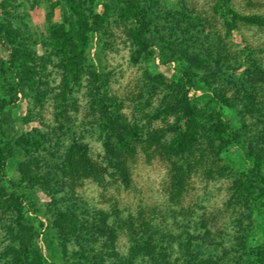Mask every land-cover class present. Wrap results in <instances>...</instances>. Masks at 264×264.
<instances>
[{
	"label": "rangeland",
	"instance_id": "obj_1",
	"mask_svg": "<svg viewBox=\"0 0 264 264\" xmlns=\"http://www.w3.org/2000/svg\"><path fill=\"white\" fill-rule=\"evenodd\" d=\"M75 1L89 26L94 14L104 15L107 12V15L99 30L89 34L85 72L69 98L75 110L69 108L71 118L64 122L66 127L63 130L58 128V123L62 122L55 119V102L50 97L34 104L32 94L25 92L16 103L4 108L5 113L10 115L5 136L8 140L13 141L27 133L41 140L36 172L47 181L48 188L42 189L22 181L18 163L26 158L16 148L7 160L5 178L0 181V186L4 188L0 191V205L13 191L24 195L22 213H26V221L39 236L42 233L40 221L44 225L49 222L55 205L74 206L78 216L87 223L101 218L100 213L103 212L111 228L117 224L116 221L119 224L131 221L135 228L143 223L141 225L144 228L148 225V232L152 233L154 229L165 233L170 230L173 234L187 230L193 235H204L207 228L212 240L222 246L243 235L242 230L249 227L250 220L242 196L234 191L232 185L239 176L248 177L250 174L242 149L264 136V113L251 118L242 112V103L235 108L219 106L232 129L241 133L240 145H230L217 157L208 151L203 160L196 154L191 173L183 180L182 186L172 181V164L161 158L160 150L146 142L138 144L135 155L129 159L128 185L109 177L103 183L74 176L64 178L56 165L72 139L86 143L91 156L101 161L100 127L101 123H106L104 107L120 113L127 123L137 126L136 131L142 141H145L146 131H169L166 137L170 138L171 129L181 128L184 123L183 112H166V107L180 98L177 83L182 68H188L195 74L194 86L188 91L190 105L209 112L214 106L209 102L211 92L227 89V95L232 96L235 87L231 83L242 74L250 60H255L264 68V27L249 26L239 21L236 29L228 35L221 13L217 10L219 0H142L151 7L148 35L153 37L154 42L150 55L137 57V48L131 37L135 24L132 20L119 19V4L116 1ZM229 6L239 15L258 14L264 17V0H231ZM65 12L68 11L62 0H0V26L17 33L22 47L33 54L39 85L52 89L50 93L58 91L61 70L55 57H47L51 53L49 29L52 24L63 23ZM206 39L219 46L222 55H225L220 66L221 73L212 64L215 76L208 69L198 68L199 62L193 56L183 54L185 50L196 53L200 47L195 43L199 45ZM161 43L167 47L165 56L159 48ZM16 49V45L0 42V69ZM94 71L99 79L93 78ZM258 94L264 108V88L259 89ZM3 96L0 87V97ZM102 98L105 99L103 103ZM30 204L34 207L31 208ZM2 209L0 256L9 241L5 226L15 216V210ZM262 209L264 211L263 206ZM253 216L255 234L253 237L251 234L250 243L264 244V220L260 221L255 214ZM259 224L262 227H257ZM130 225L127 224L123 233L116 236L113 244L107 237H115V234H105L102 238V242L106 241L105 248L109 254L113 253L110 245L119 255L128 253L131 230L127 229ZM134 233L132 239L135 237L137 240L142 232L137 228ZM52 237L54 247L49 256L42 240H36L42 255L49 257L48 263L88 264L78 259L75 253L84 251L89 252L90 257L93 255L87 250L86 240L89 237L84 235L78 244L73 240L67 241L65 256L62 255L60 241L54 235Z\"/></svg>",
	"mask_w": 264,
	"mask_h": 264
},
{
	"label": "trees",
	"instance_id": "obj_2",
	"mask_svg": "<svg viewBox=\"0 0 264 264\" xmlns=\"http://www.w3.org/2000/svg\"><path fill=\"white\" fill-rule=\"evenodd\" d=\"M62 1L69 13H64L62 24L50 26L48 35L51 53L47 57H55L57 67L61 70L57 92L50 93L52 89L49 90L47 86L46 88L40 87L39 77H36L38 67L33 54L22 47L17 39V33L0 26V42L17 46L13 56L0 69V87L4 95L0 97V181L5 178L8 158L17 148L26 158L18 163L22 181L42 189L48 188L47 181L41 179L36 172L38 166L36 157L39 155L41 140L29 133L20 135L13 141L8 140L5 136L10 115L4 111L6 106L16 103L25 92L32 94L34 104H39L50 97L55 102V119L62 122L58 123L60 130L66 127L65 124L71 118L69 108L75 110V105L69 103V98L74 87L81 82L85 72L88 37L91 32L99 30L107 12L104 15L94 14L92 25L89 26L75 0ZM111 1L119 4L117 16L121 21L132 20L135 24L131 37L137 48L136 56L150 55L154 42L153 37L148 35L151 7L142 0ZM230 1L219 0L220 3L217 5L228 35L236 29L239 21L249 26L264 27L262 15H239L230 8ZM207 40L200 42L199 45L195 43V46L200 47L196 53L185 50L183 52L186 53L183 54L193 56L199 62L198 68L213 72L212 64H214V69L221 73L220 66L222 60H225V55H222L219 46ZM194 41L197 40L194 39ZM159 48L165 56L166 45L161 43ZM216 71L212 74L216 75ZM194 75L190 69L182 68L177 83L178 90L181 92L179 93L180 98L176 99L171 106L166 107V112H183L184 116L182 127L171 129L170 138L166 137L169 131H146L145 141H142L141 135L136 131L137 126L127 123L120 113L109 111L104 107L106 123H101L100 127L103 147L101 161L91 156L86 143L79 139H72L71 143L64 148L56 169L62 173L64 178L74 176L76 179L88 178L103 183L109 177L128 185L130 181L129 159L135 155L138 144L146 142L160 150L161 158L172 164V181L182 186L183 180L191 173L196 154L200 157L199 159H202L205 153L210 151L217 157L221 150L227 149L230 145H240L241 133L232 129L230 123L224 119L219 106L235 108L238 103H242L244 107L242 112L251 118L262 116L264 113L263 102L258 94L259 89L264 88V68L255 60H250L242 74L236 78L235 82L232 81L231 84L235 87L232 96L227 95V89L211 92L209 102L214 106L209 112L197 109L189 103L188 91L194 86ZM93 78L99 79L95 71ZM101 101L103 103L105 99L102 98ZM242 152L243 159L250 166V174L248 177L239 176L233 181L232 186L234 191L242 196L241 200L244 201L250 224L247 229L242 230L243 235L228 241L227 244H223L224 246L212 240L207 228L204 229V235H193L187 230L181 234H173L170 230L169 233H165L154 229L153 233L150 231L149 233V226L145 224L144 228L141 225L143 223L137 227L142 233L139 239L135 240V237L132 239V234L134 232L136 234L137 228L131 221L123 224L116 221L117 224L111 228L108 224V217L100 211L101 218H94L91 223H87L78 216L74 206L58 207L56 205L49 222L44 225L40 221L42 233L39 236L26 221V213H22L25 196L13 191L2 201L3 205H0L2 210H7V208L15 210V216L9 220L7 227L5 226L9 241L0 256V264H50L48 256L54 247L53 235L60 241L63 256L67 251L65 245L67 241L73 240L78 244L84 235L89 237L86 240L89 248L87 250L93 255L90 257L89 252L84 251L75 253L78 259H83L88 264H143L144 262L147 264H264V244L250 243L251 234L252 237L255 234V227H252L253 215L255 214L260 221L264 220V211H262V206L264 207V136L260 137L259 141L249 143L246 148L242 149ZM3 189L0 186V191ZM29 206L33 208L34 204ZM125 224H131L130 229H127L129 232L131 230L128 253L124 256L119 255L110 245L113 250L110 255L105 248L106 241L101 240L105 234H115V237H107L113 244L116 236L123 233L127 227ZM147 224L150 225L149 222ZM257 227L260 228L262 225L259 224ZM52 233L54 234L51 235ZM36 240H42L47 254L49 253L48 256L42 255L41 250L36 246Z\"/></svg>",
	"mask_w": 264,
	"mask_h": 264
}]
</instances>
